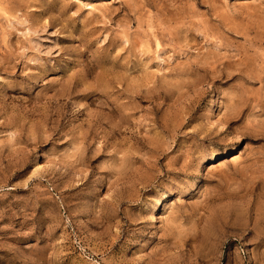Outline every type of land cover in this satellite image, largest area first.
Returning a JSON list of instances; mask_svg holds the SVG:
<instances>
[{
	"label": "rangeland",
	"instance_id": "rangeland-1",
	"mask_svg": "<svg viewBox=\"0 0 264 264\" xmlns=\"http://www.w3.org/2000/svg\"><path fill=\"white\" fill-rule=\"evenodd\" d=\"M0 264H264V0H0Z\"/></svg>",
	"mask_w": 264,
	"mask_h": 264
}]
</instances>
